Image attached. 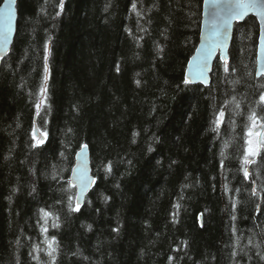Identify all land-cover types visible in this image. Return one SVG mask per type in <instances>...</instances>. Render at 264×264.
<instances>
[{"label":"trees","instance_id":"16d2710c","mask_svg":"<svg viewBox=\"0 0 264 264\" xmlns=\"http://www.w3.org/2000/svg\"><path fill=\"white\" fill-rule=\"evenodd\" d=\"M59 3L18 0L0 59V264H49L36 249L53 236L56 264H264V151L242 171L247 117L264 116L257 19L236 24L229 72L218 58L205 87L183 82L204 0ZM82 144L97 181L75 212Z\"/></svg>","mask_w":264,"mask_h":264},{"label":"snow or ice","instance_id":"6c2138e0","mask_svg":"<svg viewBox=\"0 0 264 264\" xmlns=\"http://www.w3.org/2000/svg\"><path fill=\"white\" fill-rule=\"evenodd\" d=\"M13 3H15V0H8L3 12H0V48H3L5 45H7L9 34L12 31L13 12L11 6ZM212 5V48L206 53L202 60L198 61L196 71L192 74L191 79L185 77L183 81L185 84H190L193 80H199L200 82L207 84V72L210 71L207 61L208 57L211 56L212 52L215 51L216 48H220L222 50L220 59L224 61L225 73L229 72L228 57L224 50L226 49L227 32L228 29L232 26L233 20H242L248 15L250 11H255L258 16L264 19V0H227V2L223 5H221L220 0H212ZM59 6L63 8V0H60ZM131 6L133 11H135L137 8V4L133 2ZM217 9H219V11H217ZM136 15L140 17L142 14L141 12H136ZM129 34H132L131 31H129ZM0 59H2V57H0ZM45 60H47V56L45 57ZM117 71H119L118 66ZM233 71H235V69H233ZM45 72H47V65H45ZM257 75H264V70L258 71ZM45 79H47V77H45ZM45 92L46 88L42 87L39 94L42 98L36 104L37 115H39V109L41 105L45 103ZM233 99L235 98L233 97ZM259 104L261 110L264 111V91L260 93ZM240 107L241 105L239 104V102H237L236 108L239 109ZM224 115L225 111L223 108H221L216 115V120L214 121L217 127L214 128L213 131L218 132L219 125L224 123ZM247 119L249 123L245 126L246 139L244 154L242 157V171L245 180H248L250 177V172L246 166L254 163V158L260 157L262 151H264V116H259L257 112L253 110L247 117ZM46 138V132L40 133L38 129L34 128L32 133V140L34 141V143L32 147L43 146L46 142ZM225 146H227V142ZM87 149L88 145L82 144L79 147V151L75 153L77 157V164L71 169L72 175L67 181V188L64 189V191L70 193L67 196L68 208L70 211H80V205L83 202L85 194L96 182L93 177L88 175L86 156ZM149 151H151V148L149 149ZM221 155L223 156L224 153L222 152ZM221 167H223V161H221ZM104 169L106 173H110L112 170L111 163L104 165ZM253 183H255V181H253ZM72 190H75V192H73ZM251 193L253 196L259 195L256 187L251 188ZM105 199L107 198L105 197ZM176 207L178 208L179 205H177ZM233 207H235V204L233 205ZM257 207H259V205ZM41 212L43 213L45 223L47 222V218L53 216V213L44 211L43 209L41 210ZM233 219H235V217H233ZM52 226L58 227L59 225L57 223H53ZM42 231L47 233L48 229L45 227L42 229ZM113 231H118V229H113ZM45 243L47 244L46 249L41 250L37 248L36 250L45 252V254L49 257V264H56L58 243L55 237L53 236L51 239L46 238ZM257 255H259V253H257ZM260 258L264 259V256H261Z\"/></svg>","mask_w":264,"mask_h":264},{"label":"water","instance_id":"95a60500","mask_svg":"<svg viewBox=\"0 0 264 264\" xmlns=\"http://www.w3.org/2000/svg\"><path fill=\"white\" fill-rule=\"evenodd\" d=\"M8 0H4L3 3L0 6V12H3L5 5L7 4ZM221 5L227 2V0H220ZM12 12H13V18H12V31L9 34L8 37V43L3 48H0V57L5 58L9 55L11 48L13 46L16 34H17V27H18V0H15V3L12 4ZM213 11V5L212 0H204L203 3V13H202V26H201V34H200V40L199 44L196 48L195 53L190 58L187 70H186V77L191 79L192 74L196 71V66L199 60H202L206 53L212 48V13ZM219 11V9H217ZM253 16L257 19L259 23V40H258V48H257V66H256V74L260 70H264V19H262L260 16H258L255 11H250L246 17H244L240 21L233 20L232 26L228 29L227 32V42H226V49L224 50L228 57V63L230 62V49L234 38V31L235 26L237 23H241L245 21L248 17ZM222 54V50L220 48H216L215 51L212 52L211 56L208 57V66L210 71L207 72L208 82L207 84L200 82L199 80H193L190 84H201L205 87L210 86L211 84V75L215 66V62L218 58H220ZM195 58V59H194ZM221 60V59H220ZM223 61V60H221ZM224 62V61H223ZM264 75H257L258 78H261ZM36 129L39 130L38 127ZM40 132V131H39ZM87 166H88V175L93 177L95 181H97L96 177L93 175V169H92V162H91V153L90 148L88 146L87 149ZM77 164V157H76V163ZM250 166H248V170L250 172ZM72 175V173H71ZM96 184V182H95ZM94 185L88 190V192L85 194V197L83 199V202L80 206H83L86 202V199L88 195L91 193V191L94 188Z\"/></svg>","mask_w":264,"mask_h":264},{"label":"rangeland","instance_id":"374dc122","mask_svg":"<svg viewBox=\"0 0 264 264\" xmlns=\"http://www.w3.org/2000/svg\"><path fill=\"white\" fill-rule=\"evenodd\" d=\"M253 139H255V138H253Z\"/></svg>","mask_w":264,"mask_h":264}]
</instances>
